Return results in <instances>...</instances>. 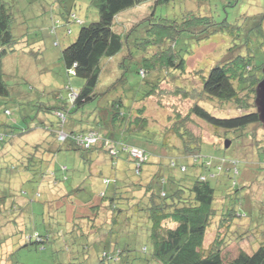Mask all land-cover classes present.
<instances>
[{"label":"rangeland","instance_id":"1","mask_svg":"<svg viewBox=\"0 0 264 264\" xmlns=\"http://www.w3.org/2000/svg\"><path fill=\"white\" fill-rule=\"evenodd\" d=\"M1 1L13 9L12 28L21 42L17 51L8 56L4 62L5 81L10 90V96L0 97V130L15 131L17 134L31 130L28 133L18 134L11 142L3 147L0 146V197H7L8 203L12 199L24 207L18 223H13L6 228L0 227V258L4 256L3 264H69L84 260L86 255L84 245L87 242L90 247L84 264H98V257L114 243H117L121 250L128 249L127 254L131 255L133 261L135 259L133 264H147L152 245L147 229L149 225L141 224L140 213L133 215L132 226L126 228L127 225L122 226L123 220L117 225H112L111 212L107 208H102L96 221V227L101 230L90 228L88 233L83 226L79 225L76 221L78 218L75 217L77 213L75 209L87 200L94 201L95 204L101 202L99 194L105 187L102 184L105 177L116 178L118 185L129 181L137 182L140 176L135 173L134 164L127 159L126 154H121L117 168H113L108 155L99 151L82 156L79 151L63 149L52 155V148H57L60 144L57 141L54 142L55 139L45 129L46 126L52 128L57 123L53 112L44 110L45 105L54 104L56 94L62 93L65 96L67 86L71 85L77 89L83 83L79 78L68 76L62 61V51L76 40L81 24L88 25L98 20L97 9L90 4V0H68L70 1L69 9L72 8L75 11L74 14L79 16L80 25H71L72 35L69 37L60 33L61 44L54 46V38L49 31L57 27L55 23L59 22L61 25L63 22L61 16L68 9L64 1ZM187 12L208 15L215 23L221 24L217 26V29L223 26L225 29L214 33L213 29L216 30V26L211 27L209 31L213 34L206 38L196 36L197 34L190 31H181L183 28H180V25L185 21ZM153 14L154 16H151ZM148 18V21L141 22ZM116 25L119 31L128 33L134 31L133 39H142L144 35L147 38H155L157 32L162 31V27L175 32L180 28L181 31L176 35L175 46L185 59V70L177 65L174 68H168L170 70H167V67L155 65L157 71L153 73V76H156V79L151 83H157L159 88L155 89L148 100L143 101L134 97L136 92L138 96L141 92L143 97L142 91L145 89L141 91L136 86L141 79L136 72V63H130L132 71L128 73V83L130 87L137 88L134 89L136 92L133 95L127 96V93L126 95L124 93V105L132 113L137 108H144L145 115L150 120V128L143 134H126L123 140L129 145L139 146L152 152L150 163L143 169V177L147 178L148 169L151 167L154 169L155 163L160 160L163 161L164 168H168V172L178 178H182L183 174L178 168L170 167L172 159L177 163L186 164L191 172L194 171L190 158L178 157L179 151L173 146L177 143V139L172 134L166 133L165 129L167 125L172 124L170 122L174 117L186 119L187 121L179 126H186V129L201 136L200 154L214 159L213 162L205 163L211 172L204 170L203 174L207 176L210 173V179L214 177L213 175L217 176L218 180L214 179L211 182L217 188L216 198L221 199L218 202H223L221 204L223 207L221 208L218 204L217 206L226 214L230 203H235L234 207L241 215L235 223L240 226H237L239 228L231 226L232 231L246 230V237L253 238L238 244L233 241L234 237L229 235V246L223 251L224 259L231 261L237 257L242 245L251 251L252 247L264 239V149L253 148L250 143L252 138H249V135L240 138L235 131L224 133L223 130L215 129L191 114L190 109L195 103H199L215 114L218 108L221 117H233L242 113L232 104L219 107L215 105V102H211L201 91L203 86L201 75H208L217 66L246 52L255 56L257 66H263L264 0H209L208 2L173 0L156 6L155 0H150L121 14L116 19ZM158 45L160 44L156 42L154 47L160 51ZM133 52L138 53L135 47ZM157 53L155 54L158 55ZM124 54L129 55L127 49ZM123 55L114 57L108 62L109 72L113 76L120 75L118 62L129 59L122 58ZM177 85L194 90L189 94H180V88ZM97 105L96 101L87 104L72 116L77 121L83 119L81 123H78V129L86 126L88 115L96 109ZM69 121L72 123V119ZM70 126L71 124L67 123L66 129L69 130ZM245 131L259 136L264 133V127L262 124L252 125ZM67 137L64 134L63 141ZM90 140L88 138L89 143H95ZM228 140L231 141V145L226 147ZM37 144L39 151L31 165L25 169L27 159L36 153ZM85 144L88 145V143ZM129 156L135 161L138 159L132 151L129 152ZM159 156L163 158L160 159ZM223 157L227 160L237 159L239 171L219 173L224 168ZM62 166L69 169L70 179L67 183L63 182L58 186L54 184L50 174ZM197 173H200L199 169ZM59 175L61 176L57 172V177ZM219 179L220 184H218ZM79 185L82 187L80 191L64 198L67 189L72 190ZM235 191H238V195L233 196L232 201L228 199L226 201V195ZM89 211L91 213V208ZM84 212L85 209L83 211L80 209L78 214L82 215ZM221 217L222 215H219L218 221H215V224L218 223L217 226L222 221ZM4 221L5 218L2 216L0 222ZM216 225L210 231L212 235H208V240L215 236ZM11 227L26 234L39 232L44 235L49 230L53 240L44 246L45 249L35 245L24 247L25 244L19 236H11L12 234L9 235L7 232L11 230ZM122 228L124 230L119 236L113 235L115 240L105 236V234L109 235L108 231H117ZM83 231L88 238L82 236ZM220 233L227 235L225 227L220 230ZM101 237L105 240H101Z\"/></svg>","mask_w":264,"mask_h":264},{"label":"trees","instance_id":"2","mask_svg":"<svg viewBox=\"0 0 264 264\" xmlns=\"http://www.w3.org/2000/svg\"><path fill=\"white\" fill-rule=\"evenodd\" d=\"M148 1L150 0H90V4L98 11V20L88 25L81 24L76 40L62 51V61L68 76L79 78L83 83L77 89L71 85L67 86L65 96L62 93L56 94L54 104L51 106L45 105L44 107L45 111L53 112L57 118V123L52 128L50 126L45 127L50 136L55 139L54 142L57 141L60 144L57 148H52V155L63 149L79 151L82 156L92 154L91 152L94 151L105 152L109 157L111 167L117 168L120 155L126 154L127 159L134 164L135 173L140 176L137 182L131 183L129 181L123 185H118L116 178L105 177L102 180L105 187L99 194L101 202L95 204L94 201L87 200L83 205L78 206L75 209L77 212L75 217L78 218L76 221L88 233L90 228H92L91 230L96 228L99 231L101 230V228L96 227V221L102 208H107L111 212L112 225H117L123 220L122 226L127 225L126 228L132 226L133 215L140 213L142 215L141 224L149 225L147 229L152 245L150 259L146 261L147 264H264V239L259 241L258 245L253 240L256 246L252 247L251 251L242 245L239 248L237 257L231 261L224 259L223 251L229 246V235L233 236V241L238 244L253 238L246 237V230L241 232L232 231L231 226H236V228L240 226L235 223L236 219L241 216L234 207L235 203H230V207L226 209V214L217 206L218 204L221 208L223 207L221 205L223 202H218L221 199L216 198L217 188L211 182L217 179V176L213 175L214 177L210 179V173L207 176L203 174L204 170H207V172L209 170L205 163L213 162L214 159L206 158L200 154L201 136L195 135L192 130L186 129V126H179L182 122H186V119L174 117L170 122L172 124L167 125L168 128L167 126L165 128L166 133L172 134L177 139V143L173 146L179 151L178 157L192 160L193 172L186 164L177 163L174 159L171 160L170 167L178 168L183 174L182 178L169 173L168 168H164L162 160L155 163L156 167L154 169L152 167L148 169V176L144 178L143 169L150 163L152 152L150 153L139 146L129 145L123 140V136L126 134H143L150 128V120L145 115L144 108H137L132 113L124 105V93L125 95L127 93V96L129 94L133 95L136 92L134 89L137 88L135 86L130 87L128 83V73L132 71L130 63H136V72L141 79V82L137 83L136 86L141 91L146 90L142 91L143 97H141V92L139 96L136 92L134 97L143 101L144 99L148 100V97L154 94L155 89L159 88L157 83H151L152 80L156 79V76H153V73L155 74L157 71L155 65L167 67V70L177 65L185 70V59L175 46L176 35L179 32L190 31L195 35L197 34L196 36L206 38L213 34L209 31L211 27L216 26V30L213 29L214 33L225 29L224 26L217 29V26L221 24L215 23L210 16L200 13L195 14L194 12H187L185 21L180 25V28H183L181 31L178 27L177 33L170 31L169 28L162 27V31H158L155 38H147L144 35L142 39H133L134 31L128 33L116 29V19L121 14ZM169 1L173 0H155V6ZM193 1L208 2L209 0ZM74 13L75 11L72 8H68L61 16V19L64 20L62 24L55 23L57 27L49 31L50 35H53L54 46L61 44L59 36L61 32V34L69 37L72 35V26L70 25L79 24V16ZM151 16H154V14ZM13 17L12 7L1 1L0 97L4 98L10 96V90L5 81L4 62L8 56L17 51L21 42L13 32ZM148 20L149 18L141 22ZM138 41L140 42L137 43ZM156 42L160 44L157 46L160 47V51L154 47ZM134 47L138 53L133 52ZM125 49L129 52L127 56L124 54ZM156 52L159 54L156 55ZM119 55H123L122 58L129 59L128 61L124 59L125 61L118 62L120 75L116 77L109 72L110 65L108 62ZM261 66L256 65L253 54L246 52L234 58L232 57L223 65L217 66L208 75H201V80L203 79L201 81L203 85L201 91L205 96L219 107L229 104L237 106L238 110L242 112L240 115L221 117L217 106L215 112L218 115L199 103H195L191 107L190 113L215 129L223 130L224 133L235 131L240 138L249 135V138H252L250 143H252L253 148L257 150L264 149V133L256 136L257 134L254 135L245 131L252 125L262 124L256 107L257 87L262 79ZM103 81L104 83H102ZM177 87L180 88V94H189L190 91L194 90L180 85H177ZM247 89H249L248 92H246ZM95 101L98 105L88 115V120L85 122L86 126L78 129V123H81L83 119L77 121L72 116L87 104ZM147 108L146 106V110ZM70 119H72V123L69 121ZM67 123L71 124L69 130L66 129ZM176 126L180 127L179 130ZM30 131L28 129L22 133ZM18 134L15 131L3 132L0 130V146L3 147L11 142ZM60 134L68 136L65 141H60ZM89 136L94 138L95 143L83 144V139ZM228 142L231 145V141L228 140ZM38 147L37 144L36 153L27 159L25 169L31 165L33 158L36 157L39 151ZM133 148L144 151L146 156V159L139 165L137 160L135 161L134 158L129 156V152ZM159 157L160 159L163 158L162 156ZM223 158L225 159V161H222L224 168L219 173H237L239 171L237 159L227 160L226 157ZM198 169L200 170L199 174L197 173ZM57 172L61 176L57 177ZM50 176L53 178L54 184L59 186L63 182L67 183L69 181V169L62 166L57 171L51 172ZM220 182L219 179L218 184ZM232 186L234 187V185ZM81 189V185L74 187L72 190L67 189L64 198ZM237 195L238 191H235L227 194L225 199L226 201L227 199L232 201V198ZM37 197H40L39 193ZM89 208L92 210L91 213ZM80 209L82 211L85 209L82 215L78 214ZM23 211L24 207L16 201L11 199V202L8 203L7 197H0V218L2 216L5 218L4 222H0V227L6 228L12 226L13 223H18L21 220L20 217ZM219 215H222L220 219L222 221L217 226L218 223L215 224V221H218ZM215 225V236L208 240V235H212L210 231L213 230ZM224 227L227 235L220 233V230ZM228 229L231 230L228 231ZM123 230L124 228L117 231L111 230L108 231L109 235L104 234L115 240L116 238L113 235L119 236ZM7 232L9 235L12 234L11 236H19L25 244L24 247L35 245L45 249L44 246L53 240V235L49 230L44 235L39 232L26 234L17 228L13 229L11 227V230H7ZM86 232L83 231L82 236H86ZM86 238L88 237L86 236ZM101 240L105 239L101 237ZM84 247L86 249L84 260L69 264H84L90 247L88 242ZM127 253H129L128 249L121 250L118 244L114 243L98 257V264H133L135 259L133 261L131 255ZM3 262L4 256L0 258V264H3Z\"/></svg>","mask_w":264,"mask_h":264},{"label":"water","instance_id":"3","mask_svg":"<svg viewBox=\"0 0 264 264\" xmlns=\"http://www.w3.org/2000/svg\"><path fill=\"white\" fill-rule=\"evenodd\" d=\"M262 79L258 83L256 107L259 114V119L264 126V65L262 66ZM230 142H226V147H229Z\"/></svg>","mask_w":264,"mask_h":264},{"label":"built area","instance_id":"4","mask_svg":"<svg viewBox=\"0 0 264 264\" xmlns=\"http://www.w3.org/2000/svg\"><path fill=\"white\" fill-rule=\"evenodd\" d=\"M73 95H74V94L72 93V96H73ZM88 138H90L91 140H93V141L95 142V140H94V138H93L92 136H89ZM88 138L83 139V144H84V143L91 144V143L88 142ZM59 139L63 141V140L65 139V138H64V134H60ZM91 140H90V141H91ZM131 151L133 152L134 156H135L136 158H138V159H137V161H138V165H139L140 163H142V162L146 159V156H145V154H144V151H142V150H140V149H137V148H133V149H131Z\"/></svg>","mask_w":264,"mask_h":264},{"label":"crops","instance_id":"5","mask_svg":"<svg viewBox=\"0 0 264 264\" xmlns=\"http://www.w3.org/2000/svg\"><path fill=\"white\" fill-rule=\"evenodd\" d=\"M64 1V5H66V7H67V5H68V7L67 8H69V4H70V1H66V0H63ZM63 20V19H62ZM64 21V20H63ZM54 23V22H53ZM71 26V25H70ZM62 33V32H61Z\"/></svg>","mask_w":264,"mask_h":264},{"label":"flooded vegetation","instance_id":"6","mask_svg":"<svg viewBox=\"0 0 264 264\" xmlns=\"http://www.w3.org/2000/svg\"><path fill=\"white\" fill-rule=\"evenodd\" d=\"M264 65V64H263Z\"/></svg>","mask_w":264,"mask_h":264}]
</instances>
